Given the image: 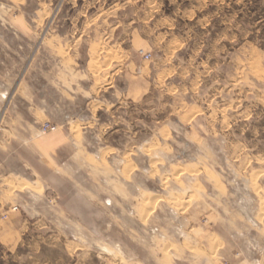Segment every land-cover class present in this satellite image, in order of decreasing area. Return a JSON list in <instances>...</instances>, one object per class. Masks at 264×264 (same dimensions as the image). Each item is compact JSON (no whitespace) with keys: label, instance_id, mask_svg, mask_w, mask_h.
<instances>
[{"label":"rangeland","instance_id":"rangeland-1","mask_svg":"<svg viewBox=\"0 0 264 264\" xmlns=\"http://www.w3.org/2000/svg\"><path fill=\"white\" fill-rule=\"evenodd\" d=\"M26 1L25 8L19 10L6 6L7 0H0V18L4 19V23L0 19V207L6 209V206H10L11 211L18 208L16 212L26 214L29 208L50 210L56 188L65 198L63 205H73L80 210L86 208V202L73 196L78 193L77 187L79 192H85V189L102 192L100 184L92 186L84 173L79 175L75 170L72 174L73 170L69 168L64 169L62 184L55 187L54 173L46 169L44 175L48 189L45 196L49 201L31 199L24 185L17 188L13 182L8 183L16 175L29 177V170L22 167L23 159L32 162L31 154H27L28 145H22L20 138L10 128L14 122L18 123L16 111L20 114L27 107L23 98L34 96L38 89L46 94L50 106L61 101V107L52 106L55 110L50 108L47 120L43 122L59 126L66 116L87 117L85 109L90 85L99 87L112 82V91L97 92V99L105 105L97 113L98 123L111 125L104 143L122 151H132V155H127L130 165L125 173L128 178L134 171L132 163L140 166V171L136 173L140 187L135 191L136 195H159L154 200L150 198L151 204L140 207L143 223H147L160 200H164L161 203L162 211L150 223L152 229L157 230L156 234L141 231L136 236L158 245L166 239L188 243L185 232L189 228V232H194L192 239L202 242L204 237L200 235L199 228L209 223L205 224L207 218L201 214L206 209L217 208L218 212L223 213L216 227L221 238L237 248L251 264H264V108L259 101L264 81L254 77L258 64L255 59L264 54V0ZM39 10H44L39 14L45 20L31 35L32 39H18L8 17L12 20L19 15L29 18L36 16ZM215 48L222 52H228L231 48L237 54L238 121L226 131L229 129L228 123L223 125L218 119L212 120L209 125L202 117L193 122L196 129L193 136L188 130L187 121L183 119V114L187 112L184 103H196L197 98L177 89L176 85L181 83V76L176 75L180 70L177 67L183 62L186 65L188 62L196 63L198 50L201 49L204 55L203 50L207 53ZM57 50L60 52L55 57ZM145 54H150L151 59L146 60ZM89 63L96 71L102 67L107 70L83 72ZM130 63L137 67L136 74H132L128 68ZM53 67L62 68V72L57 73L61 80L53 79L57 76L50 73ZM167 68H170L169 77L174 81L169 89L166 88ZM53 80L62 83L59 89L52 87ZM205 99L202 96L200 101ZM222 105L223 102H220L216 107ZM245 112L249 114L245 115ZM245 118L248 120H242ZM167 126L172 136L165 147L161 144L147 145L158 136L161 128L167 129ZM214 128L222 136L213 135ZM76 130L79 139L80 130ZM98 134L97 129L91 128L86 136L85 145L91 151L98 146ZM197 137L202 141H195ZM135 148L137 150L134 152ZM68 156L69 153H66L65 157ZM50 158L47 156L46 160L50 161ZM192 162H201L209 167L213 171L212 178L221 177L232 199L227 196L219 204L210 199L199 200L196 196L183 194L188 185L181 181V174L188 171L182 165ZM150 165L154 168L152 172ZM160 178L165 180L163 185L159 183ZM17 189L24 193L18 194ZM28 190L41 193L42 187L29 186ZM115 190L122 192L123 187L116 186ZM207 192L213 198L211 187L207 188ZM130 193L133 198L134 191L130 190ZM168 193V199L160 196ZM119 207H123V203L115 208ZM9 212L5 210L0 220H6ZM112 220L115 230L107 234L110 241L130 243L133 234L127 230L131 226L123 224L124 218L114 217ZM236 229L237 232L231 231ZM43 236L52 242V233ZM93 238L101 240L94 233ZM25 239L38 244L41 241L33 234ZM208 240L213 243L209 259L219 264L218 239L213 237ZM52 248L46 245L38 252L30 248L25 250L24 256L11 258L3 264H54L43 256H52ZM125 251L127 259L135 255L150 263V259L163 256L162 263L171 264L168 248H131ZM173 251L176 264H188L185 261L188 253L179 247H174ZM102 252L114 258L115 262L123 256L122 250L117 249ZM191 253L197 259H203L201 253ZM191 264L201 263L194 260Z\"/></svg>","mask_w":264,"mask_h":264},{"label":"crops","instance_id":"crops-1","mask_svg":"<svg viewBox=\"0 0 264 264\" xmlns=\"http://www.w3.org/2000/svg\"><path fill=\"white\" fill-rule=\"evenodd\" d=\"M26 2V0H7L8 5L6 6L22 10L25 8ZM43 11H36V16L29 18L25 15H19L13 18V20L8 17V21H10L9 23H11V26L14 28V34L18 39L22 40L23 37L30 39L31 35L35 34L42 20H45L43 16L39 14L44 13ZM0 19L2 20V18ZM2 22L4 23V19ZM152 41L153 40H151L150 43H152ZM211 50L207 53L203 50L204 55H202V50L200 49L197 51L199 55L196 54V63L191 64L188 62L186 65L183 62L180 67H177L178 69L180 68V70L176 75L177 77L181 76V83L176 85L177 89L181 90L183 94H188L191 95L192 98H197L196 103H184V109L185 112H187L183 114V119L185 122L187 121L188 130L192 132L193 136H195L194 132L196 130L193 122L195 123L197 119L199 120L202 117H205L209 125H211L212 120L218 119L221 120L223 125H227L228 123L229 129L226 131L232 129L238 121L239 101L237 99V90L239 77L236 51L232 52L231 48L228 52H222L221 49L217 50L216 48ZM58 52L60 51L57 50L55 52V57H57ZM258 57L259 59H255L258 64L255 67L254 77L262 82L264 81V54ZM128 68L132 74H136L137 67L134 63H130ZM76 70L80 71L79 69ZM105 70H107V68L102 67L96 71L89 63L86 70L82 71L97 73ZM139 71V73H141V70ZM43 72L45 73L46 71L43 70ZM61 72V67H53V71L50 73L57 74ZM170 72V68H167V89H169L170 84L174 82L169 77ZM56 78L61 80V76L59 77L58 74L54 76L53 79ZM52 82L54 85L49 81V86L52 85L55 89H59L62 85V83L56 80ZM112 90V82H108L99 87L94 84L90 85L89 92H86L88 95L87 107L85 109L87 117L66 116L63 119L64 123L58 124V132L48 134L45 137H40V128L43 122L47 120L49 109L55 110V107L52 108V106L60 108L62 104L61 101L54 102L52 106H50L47 102L46 94L40 89L37 90V94H34V96L23 98L27 107L23 109L20 114L16 111L18 114V123L14 122L10 129L15 136L20 138L23 143H21L22 145H28L27 154H31L32 162L30 159H23L22 167L26 171L29 170V177L16 175L11 178V181L8 180V183L13 182L17 188L21 184L24 185L27 189L25 191H28L26 194H29L31 199L49 201L45 196L48 189L44 175L45 170H52L55 178L54 185L58 187L59 184H62L64 169L69 168L73 170L71 171L72 174H74L75 170H77L76 173L79 175L84 173V177H86L89 183L92 182V186L94 184H100L102 192H94V189L93 192L86 191V189L85 192H79V188L77 187L78 193L73 194V196L75 198L79 197L86 202V208L80 210L75 209L73 205L69 207L63 205L65 198L61 191H58V189L56 190V188L53 197L54 204L50 206V210L37 211L34 209L30 210L29 208L26 210V214L21 211L16 212L17 210L14 211V209L11 211V207L6 206V209H4H8L10 212L6 220H0V264H3V262L11 258H18L20 255L24 256L25 250H29L30 248L36 249L38 252L40 248L45 249L46 245H51L53 247L52 256L39 253L43 254L45 260L52 261L54 264H163V256L150 259V263H146L143 259L135 255L127 259L125 250L131 248H159L160 250L168 248L171 264H176L175 251H173L174 247H179L188 253V258L185 260L188 264H191L194 260L201 264H215L209 259L211 249H213V243L208 239H212L213 237L218 239V245H220L219 264H251L246 256L241 255L237 248H234L231 243H227L218 234L216 227L218 225V219L223 216V213L218 212L217 208L206 209V211L201 214V216L204 214L203 216L207 218L205 224L209 223V225L206 224L199 228L200 235L204 237L202 242L192 239L191 236L194 232H189V228L185 232L187 234V236L185 235L186 238H189V241H187L188 243H186V241L176 243L173 240L166 239L161 242V245H158L154 243V241H144L136 236L141 234V231H149L156 234L157 230L152 229L150 223L156 218L158 213L162 211L163 206L161 203H163L164 200H160L157 210L151 214L148 220L149 222L147 221L146 224L143 223L140 207L143 204H151V199L154 200L155 197L159 195L157 193H149L147 197L145 195H136L135 191L140 188L136 181V173L140 171V166L136 163H132L134 171L131 172L128 178L125 173L127 166L130 165L127 155H132V151H122L104 143V138L111 129V125H102L98 123L97 113L99 110L103 109L105 105L103 101L97 99V92L107 93ZM202 96L206 97L203 102L200 101ZM259 101L264 108V90H262ZM220 102H223V105L216 107ZM247 114L249 113L245 112V115ZM29 116L32 117L30 118ZM242 120H248V118ZM76 128L80 130L79 139H77V135L75 134L77 131ZM91 128H95L100 132L97 139L98 146L92 151L85 145L86 136L89 131H91ZM214 131L213 135L222 136V133L215 128ZM170 135L172 136L170 127L167 126V129L163 127L159 130L158 136L152 139V142H148L147 145L157 146V144H161L162 147H165L166 143L170 140ZM195 141L200 142L202 140L200 137H197ZM67 149H70L69 152H67ZM140 149L147 148L140 147ZM135 150H137V148L134 149V152ZM74 152L77 153L73 155ZM66 153H69L68 158L65 157ZM47 156L51 157L50 161L46 160ZM150 167L152 172L154 168L151 165ZM170 168L172 169L173 165H171ZM182 168L188 171L187 173L184 172L181 174V181L184 184L187 183L188 189L184 193L180 191L181 193L196 196L199 200L210 199L219 204L226 200L227 196L230 197V200L232 199L231 193H229V189L223 179L218 176L212 178L211 174H213V171L209 167L204 166L201 162L187 163L182 165ZM189 170H192L193 173ZM170 175L173 176V174ZM160 179L159 183L162 184L165 180L164 178ZM168 179L170 181V178ZM29 186L33 188L41 186L42 191L41 193H35L33 190H28ZM116 186L123 187V191L116 192ZM209 187L213 189V198L211 195L209 196L207 192V188ZM130 190L134 191V193H132L133 198H131ZM17 192L20 195L24 193L23 190L20 189H17ZM160 196H164L168 199L169 193L166 196ZM261 200L262 199L259 201L261 202ZM122 203L123 207H119L118 209L115 208L117 205H122ZM193 207L194 206L191 208ZM4 209L0 207V216L5 211ZM170 211L172 214L177 215L174 210ZM114 217L124 218L123 224L125 226L129 225L128 227L131 226L127 230V232L133 234L130 243L126 244L123 241H115L112 243L110 241V237L107 234L115 230V224L112 220ZM210 218H213V220L211 221ZM231 231L237 232L238 230ZM47 233H52V242L44 239L45 237L43 235ZM93 233L100 236L101 240H95L93 238ZM29 234H33L39 238L41 240L40 244L26 241L25 238ZM105 249L122 250L123 256L115 262L116 260L114 258L103 254L102 251H105ZM191 252L201 253L203 259H197Z\"/></svg>","mask_w":264,"mask_h":264},{"label":"built area","instance_id":"built-area-1","mask_svg":"<svg viewBox=\"0 0 264 264\" xmlns=\"http://www.w3.org/2000/svg\"><path fill=\"white\" fill-rule=\"evenodd\" d=\"M144 58L146 60H150L151 59V55L150 54H145ZM59 130V126H57L56 124H53L51 122H45L42 124L41 128H40V135L41 136H45L51 133H56ZM18 208H14V211H16ZM6 217V216H5Z\"/></svg>","mask_w":264,"mask_h":264},{"label":"bare ground","instance_id":"bare-ground-1","mask_svg":"<svg viewBox=\"0 0 264 264\" xmlns=\"http://www.w3.org/2000/svg\"><path fill=\"white\" fill-rule=\"evenodd\" d=\"M127 173H128V171H127ZM156 204V203H155Z\"/></svg>","mask_w":264,"mask_h":264}]
</instances>
